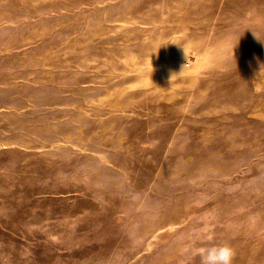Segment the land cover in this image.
<instances>
[{
    "label": "rangeland",
    "instance_id": "1",
    "mask_svg": "<svg viewBox=\"0 0 264 264\" xmlns=\"http://www.w3.org/2000/svg\"><path fill=\"white\" fill-rule=\"evenodd\" d=\"M210 244L264 264V0H0V264Z\"/></svg>",
    "mask_w": 264,
    "mask_h": 264
},
{
    "label": "clouds",
    "instance_id": "2",
    "mask_svg": "<svg viewBox=\"0 0 264 264\" xmlns=\"http://www.w3.org/2000/svg\"><path fill=\"white\" fill-rule=\"evenodd\" d=\"M153 70L152 67V72ZM257 223L258 218L256 216L248 217V226L250 229H255ZM182 254L188 255L189 262L196 257H199V264H233L235 257L234 249L228 244H210L209 246L200 247L194 251L185 248L183 249Z\"/></svg>",
    "mask_w": 264,
    "mask_h": 264
}]
</instances>
